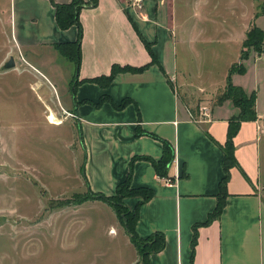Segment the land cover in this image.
Wrapping results in <instances>:
<instances>
[{
    "label": "crops",
    "instance_id": "obj_1",
    "mask_svg": "<svg viewBox=\"0 0 264 264\" xmlns=\"http://www.w3.org/2000/svg\"><path fill=\"white\" fill-rule=\"evenodd\" d=\"M69 1L0 0V38H4L3 54L13 57V68L19 54L27 61V50L44 68L43 73L27 61L43 75L42 80L53 89L54 82L63 85L59 99L75 118L84 191L111 196L129 171L132 187L152 190L135 225L140 237L156 231L164 234L165 245L149 254L150 264H264V100L260 104L258 89L235 81L239 73L231 75V82L246 92H256L257 118L241 122L233 138L236 165L229 171L225 205L217 219L198 227L193 254L191 250L193 224L204 222L216 205L223 176L221 146L228 121L238 113L229 100L212 104L217 91L226 86L229 67L235 62L210 83H192L190 71L178 69L179 48L191 50L192 44L207 39L201 27L210 20L188 13L178 18L174 0H143L141 10L130 0H97L95 6L79 12L80 63L76 70L57 44L75 41L78 27L59 28L52 4ZM113 64L145 67L118 72L105 87L90 81L109 75ZM36 84L40 87L42 83ZM102 96L106 98L100 101ZM125 99L124 106H115ZM196 104L206 106L207 115H201V105ZM163 141L172 146L173 158L167 175L159 176L149 159L133 157L159 160ZM139 200L123 199L130 209ZM87 201L108 204L102 199L83 203ZM108 206L118 220L115 209ZM134 256L129 264L139 259L136 249Z\"/></svg>",
    "mask_w": 264,
    "mask_h": 264
},
{
    "label": "rangeland",
    "instance_id": "obj_2",
    "mask_svg": "<svg viewBox=\"0 0 264 264\" xmlns=\"http://www.w3.org/2000/svg\"><path fill=\"white\" fill-rule=\"evenodd\" d=\"M174 1L178 18L188 13L210 20L201 27L207 39L178 50V69L189 70L192 83L220 79L246 50L241 40L251 25L264 30V0ZM4 47L0 38V264H129L137 248L108 204L70 203L85 191L75 118L59 99L63 85L52 81L53 89L42 80L27 61L45 70L27 50V61L19 54L15 68H4ZM243 64L235 81L258 89L262 104L264 54L252 49ZM224 91H217L212 104ZM51 114L57 124L48 119ZM261 162L264 180V135ZM134 264H141L140 256Z\"/></svg>",
    "mask_w": 264,
    "mask_h": 264
},
{
    "label": "trees",
    "instance_id": "obj_3",
    "mask_svg": "<svg viewBox=\"0 0 264 264\" xmlns=\"http://www.w3.org/2000/svg\"><path fill=\"white\" fill-rule=\"evenodd\" d=\"M97 0H71L66 3H55L52 2L55 9V20L59 28L66 29L69 26L75 24L78 27L77 39L73 42H66L57 44L59 52L67 59L74 62L76 70L80 63V37H81V26L79 23V12L81 8L87 6H95ZM264 8V7H263ZM149 48V45H147ZM242 47L246 48L240 55V60L233 63L228 70V77L225 86V91L217 98V103H222L225 100H229L232 104L238 108V113L234 115L229 121L227 126V135L224 144L221 146L223 151L222 157V169L223 176L219 181V190L217 193V202L214 209L208 214L206 220L202 223H195L192 226V237H191V250L194 252V247L197 242V229L201 225L209 224L214 219H217L225 205V199L227 195L226 183L230 177V168L236 165V159L234 156V143L233 138L237 134L240 124L242 121L255 120L257 118L255 110L256 92H246L243 87L235 85L231 82V75L234 73L244 72L243 61L249 58L250 51L258 52V54H264V30L259 26L252 24L246 32V37L243 40ZM153 58V57H152ZM153 60V59H152ZM144 66L135 68L126 65L113 64L111 72L106 76H99L90 79V81L97 82L99 85L106 86L114 77V75L121 71H140ZM106 97L102 96L100 101H103ZM128 102V99L123 100L118 107L124 106ZM140 133V132H139ZM79 131V136H80ZM138 134V133H137ZM81 138V137H80ZM136 158L149 159L157 175H167V165L173 158L172 146L163 141V152L159 160H154L149 157L135 156ZM153 195L151 189L147 187H132L131 186V175L130 171L127 177L120 183L117 184L115 192L111 196H106L101 193H92L90 190L82 194L75 193V198L70 203L80 204L88 199H102L111 205L116 214L123 224L125 230L130 236L131 242L136 246L138 254L140 256L141 264H150L148 256L151 253L159 252L165 245L164 234L160 231H156L146 237H140L135 231V225L139 217V210L141 205L149 200ZM126 197H136L140 200L134 206L133 209L127 207L123 201Z\"/></svg>",
    "mask_w": 264,
    "mask_h": 264
},
{
    "label": "built area",
    "instance_id": "obj_4",
    "mask_svg": "<svg viewBox=\"0 0 264 264\" xmlns=\"http://www.w3.org/2000/svg\"><path fill=\"white\" fill-rule=\"evenodd\" d=\"M132 6H134L136 9L141 10L143 7V0H130ZM199 113L201 115H207V107L206 106H201L199 108ZM168 182H170V179H167Z\"/></svg>",
    "mask_w": 264,
    "mask_h": 264
},
{
    "label": "water",
    "instance_id": "obj_5",
    "mask_svg": "<svg viewBox=\"0 0 264 264\" xmlns=\"http://www.w3.org/2000/svg\"><path fill=\"white\" fill-rule=\"evenodd\" d=\"M13 66H14L13 57H9V59L4 64V68H11Z\"/></svg>",
    "mask_w": 264,
    "mask_h": 264
},
{
    "label": "bare ground",
    "instance_id": "obj_6",
    "mask_svg": "<svg viewBox=\"0 0 264 264\" xmlns=\"http://www.w3.org/2000/svg\"><path fill=\"white\" fill-rule=\"evenodd\" d=\"M51 117H52V114L48 116V119L50 120V122L57 124L58 121L55 119V117H52V119H51Z\"/></svg>",
    "mask_w": 264,
    "mask_h": 264
}]
</instances>
